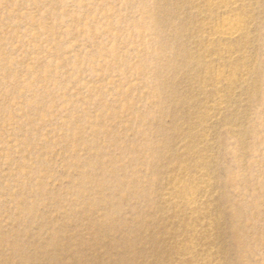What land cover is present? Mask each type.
I'll use <instances>...</instances> for the list:
<instances>
[{"label":"rangeland","instance_id":"obj_1","mask_svg":"<svg viewBox=\"0 0 264 264\" xmlns=\"http://www.w3.org/2000/svg\"><path fill=\"white\" fill-rule=\"evenodd\" d=\"M0 264H264V0H0Z\"/></svg>","mask_w":264,"mask_h":264},{"label":"bare ground","instance_id":"obj_2","mask_svg":"<svg viewBox=\"0 0 264 264\" xmlns=\"http://www.w3.org/2000/svg\"><path fill=\"white\" fill-rule=\"evenodd\" d=\"M225 33H227V34H229V35H232V34H233V31L230 30V31H227V32H225Z\"/></svg>","mask_w":264,"mask_h":264}]
</instances>
